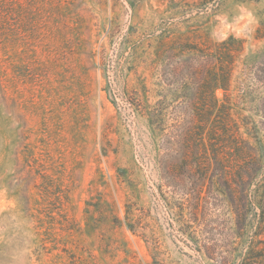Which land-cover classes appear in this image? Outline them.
<instances>
[{
  "label": "rangeland",
  "instance_id": "374dc122",
  "mask_svg": "<svg viewBox=\"0 0 264 264\" xmlns=\"http://www.w3.org/2000/svg\"><path fill=\"white\" fill-rule=\"evenodd\" d=\"M263 194L264 0H0V264H240Z\"/></svg>",
  "mask_w": 264,
  "mask_h": 264
},
{
  "label": "trees",
  "instance_id": "16d2710c",
  "mask_svg": "<svg viewBox=\"0 0 264 264\" xmlns=\"http://www.w3.org/2000/svg\"><path fill=\"white\" fill-rule=\"evenodd\" d=\"M173 51H174L173 48H168L167 49L168 55H173ZM235 52H236V48L233 46V40L229 39L228 41L215 45L213 49H209V50L199 48L198 46H195L192 44H188V45L183 46L178 54H180V56L187 54L190 58H193V60H195L199 64L200 67H203V68L205 67V69H212V70L218 69L221 71V73H223L224 70L230 69V66L233 62ZM176 69L178 68H175V70ZM213 83H214V86L217 88L224 87L226 84V82H222V80H214ZM211 109L212 110L210 114H208L209 116L213 115L214 108H211ZM190 111H191L192 118H196L198 115L202 116V113L204 112L202 111L200 113L198 109L196 111L195 108H190ZM216 135L218 139H220L221 134L216 132ZM231 137H234V139H236L235 136L231 135ZM199 156L200 155L198 153L195 154V158H198ZM227 156H228L227 152H224L223 154L215 152L213 156L215 165L220 169L218 175L221 177L222 175L225 176L226 174V169H227L226 163L227 162H225V160L229 159L227 158ZM254 162H255V159L252 160V164ZM200 200L201 198H197V201H200ZM256 204L259 207H261L262 210H264V194L257 198ZM196 206H198V202ZM259 218L260 220L258 221V229L254 232V236H264V215H261ZM235 222L237 225L241 226L240 229L244 230L247 227L246 216L243 218L242 216H240L239 212H236ZM233 236L234 237L236 236L240 238L241 240H243L244 238L243 237L244 234L240 232H236L235 234H233ZM254 243L255 242L252 238V240L248 243L247 252L242 255V260L240 264H264V240L262 241L263 246L261 248H259L258 246H255ZM226 252H227L226 255L222 257L223 264H227L234 257L231 251L230 252L226 251ZM205 253L208 257H213L212 255L214 253V248H205Z\"/></svg>",
  "mask_w": 264,
  "mask_h": 264
}]
</instances>
